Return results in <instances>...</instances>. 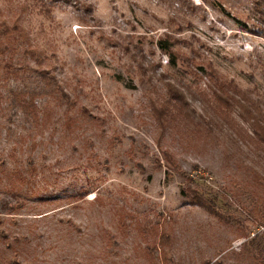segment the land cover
<instances>
[{
  "label": "rangeland",
  "instance_id": "374dc122",
  "mask_svg": "<svg viewBox=\"0 0 264 264\" xmlns=\"http://www.w3.org/2000/svg\"><path fill=\"white\" fill-rule=\"evenodd\" d=\"M263 128L252 0H0V264H264Z\"/></svg>",
  "mask_w": 264,
  "mask_h": 264
},
{
  "label": "trees",
  "instance_id": "16d2710c",
  "mask_svg": "<svg viewBox=\"0 0 264 264\" xmlns=\"http://www.w3.org/2000/svg\"><path fill=\"white\" fill-rule=\"evenodd\" d=\"M253 1V3H254V10L255 11H257L258 13H260V14H262V16L264 17V0H252ZM162 46V48H165V50L167 49V47H165V45H161ZM168 50V49H167ZM168 52V51H167ZM170 54V56H171V53H169ZM229 89H227V90H221V94L222 95H224L225 93H223V92H226V91H228ZM254 121L256 122H258V121H260L258 118H254ZM255 133V136H257V138L262 142V143H264V128L261 130H259V129H255V131H254ZM257 240V236H255L254 237V239L253 240H251V243L252 242H255ZM211 264H220L219 263V260H217L216 262H214V263H211Z\"/></svg>",
  "mask_w": 264,
  "mask_h": 264
}]
</instances>
